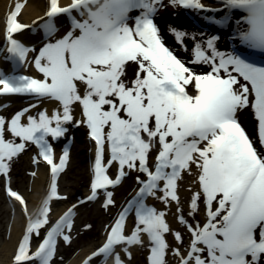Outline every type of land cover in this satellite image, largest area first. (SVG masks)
I'll return each mask as SVG.
<instances>
[{"label":"snow or ice","instance_id":"obj_1","mask_svg":"<svg viewBox=\"0 0 264 264\" xmlns=\"http://www.w3.org/2000/svg\"><path fill=\"white\" fill-rule=\"evenodd\" d=\"M221 3L229 12L245 13L235 21L239 41L264 53V0ZM23 7L16 3L6 20V59L34 64L42 78L0 70V95H25L36 101L11 118L0 116V176L10 178L15 159L31 142L50 166L52 180L50 194L31 215L22 196L10 186L7 189L28 217L14 264H52L58 240L71 243L66 231L73 226L74 212L69 210L55 226L48 220L49 201L57 198L56 178L69 157L65 148L59 164L55 163L49 137H64L69 124L86 125L96 144L95 179L88 200L97 199L103 189L105 207L114 206L108 186L119 185L131 171L146 177L137 176L138 192L119 214L106 243L84 264H93L96 257L103 258L100 264H108L110 258L113 264H125L117 248L131 259V247L150 251L148 264H170L169 256L177 264H264V66L235 50L220 51L217 36L198 40L196 34L169 26L182 49L193 54L191 61H184L166 46L154 23L165 7L211 12L203 18L221 27L233 18L226 13L216 19L215 13L223 9L210 8L203 0L167 4L165 0H72L67 7L50 0L41 25L46 41L36 49L14 37L30 27L18 22ZM134 10L140 14L132 26ZM59 15H67L70 22L63 36L57 35L54 22ZM188 38L194 41L191 50L185 44ZM30 53H35L31 61ZM130 64L132 79L127 75ZM195 65L207 70L197 72ZM45 100L57 102L54 113L38 110ZM76 106L81 108V119L76 118ZM5 107L0 105V110ZM249 107L258 121L256 140L238 119V113ZM33 109L38 110L35 115ZM106 145L110 146L107 161ZM153 153L154 164L150 163ZM114 163L118 175L113 179L107 172ZM185 175L196 176L194 183L199 186L188 189L187 214L179 195ZM149 198L166 210L175 203V217L191 237L186 249L182 250L183 234L173 231L167 221L168 212L149 205ZM201 212L203 224L189 221ZM133 213L134 230L128 231L126 219ZM42 229L46 236L33 252L31 241L41 238ZM169 234L176 245L168 242Z\"/></svg>","mask_w":264,"mask_h":264},{"label":"bare ground","instance_id":"obj_2","mask_svg":"<svg viewBox=\"0 0 264 264\" xmlns=\"http://www.w3.org/2000/svg\"><path fill=\"white\" fill-rule=\"evenodd\" d=\"M49 0H0V49L3 45V43H5L4 40V32H5V28H4V18L8 13H11V11L13 9H15V4L16 3H22L24 5V7L21 10V15L20 17H18V22L19 23H23V24H29L30 29L33 27H37L38 23L40 22V20H43L41 18L43 17V13H44V8L46 3L48 4ZM204 3L209 4V5H221V2H218L216 0H203ZM221 3V4H220ZM60 4L62 6L68 5L70 4V0H60ZM172 8V9H171ZM180 10L178 8H174V7H170V11H168L167 9H165L164 14H168L171 16H181ZM212 14H209V16H212ZM216 19L219 18L218 13L215 14ZM23 21V22H22ZM34 21H38V23L34 24ZM200 23L201 26L208 25V22H202L200 19L196 18L194 20V22ZM209 24H213V23H209ZM29 29V30H30ZM70 28L68 26H64V29L62 30V32H60L58 34V36H63ZM26 33L28 32V29L25 30ZM22 35L20 37L23 36V33H21ZM41 36H31L30 37V42L32 43H36L37 41H40ZM38 43V42H37ZM6 58H5V54L1 53V59H0V70H2L4 73L6 74H10L11 71L9 69H7L6 64H5ZM133 67L134 65L129 66L127 75L129 79H132L134 77V72H133ZM23 69H26L23 68ZM33 72L36 75H41V73H39V71L34 67L33 64ZM19 100V99H16ZM15 99L12 100L9 96H1L0 95V105H8V107L3 108L2 110H0V115H3L5 113V109L7 108H12L13 106H15ZM23 100H27V104L29 103L28 101H35L33 100L31 97H26V99ZM24 101H21L18 104L23 103ZM32 103V102H31ZM34 103V102H33ZM57 102L55 101H43L42 103H40V107L38 110H47L50 114L54 113L56 108H57ZM248 109V108H247ZM37 109H33L32 112L35 115L36 112L38 111ZM39 160V159H38ZM35 161V160H34ZM40 163L35 164V175L33 177V179H31V191H27L26 189L24 190L25 194L24 197H28V201L26 202V206L29 210V212H35V210L41 205V203L43 202L44 198H45V193L47 188L49 187V182L48 181V171H47V167L45 164H43L41 162V160H39ZM155 162V156L153 159H151L150 163L154 164ZM196 180V176H187L185 175L184 179L180 182V188H179V195L182 201V205L184 208V212L185 214H187L188 211V200L191 196V193L188 191L189 188H192L193 190H198V185L194 183V181ZM138 187V185L136 187H134V189H136ZM24 197H22L24 199ZM26 199V198H25ZM12 204L15 207V213H14V218L13 220H10V224H9V233L7 234V238L3 239L0 238V264H14V257L15 254H17L16 251V246L21 238V236L24 234L25 232V227L27 226V219L28 217L24 214L22 208L23 206L16 200L12 199ZM147 203L149 205H155L158 209L160 210H166L165 206L162 203H159L151 198H149V200L147 201ZM71 204H69L70 206ZM68 205L66 207H62L61 211H63L64 209H66L67 207H69ZM86 207L85 205H80L77 206L76 210L74 209V220H75V214L80 213V211H83L84 208ZM5 209L2 210V213H0V223L2 225H0V235L2 234L3 230H4V226H3V221L5 218L4 217V213L7 212V208L6 206L3 207ZM168 215H167V221L170 224L171 228L173 229V231L179 230L183 236H185L186 238H188V241H190V234L187 232V230L181 226L178 223V220L175 217V212H176V205L175 203H173L167 210ZM30 214V213H29ZM11 214L9 212H7V218H10ZM3 217V218H2ZM80 218V217H79ZM134 215L131 214L130 217L128 218L127 221V229L129 231L134 230L133 225H134ZM190 222L195 223L196 221H199L201 224H203L205 222V216L203 214V212H201L200 214H198L195 218V221L192 220L191 217L188 218ZM8 222V220H7ZM185 233V234H184ZM144 240L147 239L146 234L144 235ZM185 238V239H186ZM167 240L170 244H177L178 242H176L173 239V235L169 234L167 236ZM187 247H185L183 245L182 250L186 249ZM139 247H131L130 251H131V255L132 256H137L139 254ZM16 251V252H15ZM117 251H120V255L121 257H123L124 261L127 262V264H130L131 262L129 261L130 259L128 258L127 255H125V253L123 251H121L119 248H117ZM15 252V254H14ZM149 253V252H147ZM92 254V251H89L88 248H83L75 257H72L70 259V261H68L67 264H80L84 259H87V257L89 255ZM172 257V256H171ZM102 257H96L93 264H100ZM36 264V262H35ZM108 264H113V260L110 258L108 261Z\"/></svg>","mask_w":264,"mask_h":264},{"label":"rangeland","instance_id":"obj_3","mask_svg":"<svg viewBox=\"0 0 264 264\" xmlns=\"http://www.w3.org/2000/svg\"><path fill=\"white\" fill-rule=\"evenodd\" d=\"M7 117V116H4ZM8 118V117H7ZM68 132L67 134L61 138L59 141H65L67 143L71 142L73 145V160L71 161L70 168L66 174V177L63 179V188L66 193V199L63 201L65 204L70 203L74 195L77 194H82L84 192V188L79 186L81 183L85 182L87 178V168H88V144L86 142L84 133L80 128L82 129V125L76 126L74 124H69L68 126ZM35 158L34 156V151L31 148V144L29 143L28 146H26V151L22 154L19 155L17 159H15V162L12 165L11 171H10V178L9 177H4L0 176V213H2V210L5 211L4 207V201H5V183L7 181H10V183L15 186L17 189L25 192L24 190L26 189L27 191L31 188V179L32 175L34 173L32 164H33V159ZM136 175H138L136 173ZM132 178H134V175H132ZM131 182H127L125 186L122 188L118 189L119 193H117L116 197V202H119L123 199V197L127 194H129L133 189V183L132 179ZM71 184H74L71 186ZM76 187V188H75ZM114 203L116 205L117 203ZM56 206H59L58 204ZM101 206V203H95L92 206L86 208L85 210L87 212H82V215H80L78 219V226L76 225V230H75V238H72L71 243H66L67 245L62 246L61 251L57 258L55 259L54 264H66L71 257L76 256V254L82 250L83 248H88V250H92L99 242V238L101 236L102 231L104 230L105 225L108 224L109 217L111 218L112 211H113V206L104 208L102 212V216L100 220L93 219L91 218L90 220V235L89 236H83L82 231L86 227L85 222L87 220L85 217V213H90L93 215V212H96V209H98ZM100 211V209H99ZM100 212V213H101ZM3 218L5 222H3L4 230L2 234L0 235V238L6 239L7 236V229L9 228V220L6 216L7 214L4 213ZM0 225H2L0 223ZM88 231V232H89ZM92 233V234H91ZM184 236V246L188 245V239ZM145 244H148V239L144 241ZM64 244V243H63ZM68 244L71 246H74V251H70L71 249L68 248ZM175 245V244H172ZM146 250V248H144ZM72 252V253H71ZM144 252V251H142ZM149 256V255H148ZM69 259V260H68ZM170 264H176L177 261L175 258L169 256L168 257ZM68 260V261H67ZM130 264H148L147 261V256L143 254V256H138L133 257L131 259Z\"/></svg>","mask_w":264,"mask_h":264}]
</instances>
